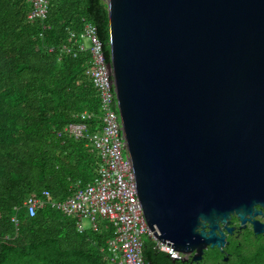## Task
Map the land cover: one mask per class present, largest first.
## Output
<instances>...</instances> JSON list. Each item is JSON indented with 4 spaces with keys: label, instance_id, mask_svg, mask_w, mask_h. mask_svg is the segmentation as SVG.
Masks as SVG:
<instances>
[{
    "label": "water",
    "instance_id": "95a60500",
    "mask_svg": "<svg viewBox=\"0 0 264 264\" xmlns=\"http://www.w3.org/2000/svg\"><path fill=\"white\" fill-rule=\"evenodd\" d=\"M104 1L138 199L186 263L264 209V0Z\"/></svg>",
    "mask_w": 264,
    "mask_h": 264
},
{
    "label": "trees",
    "instance_id": "16d2710c",
    "mask_svg": "<svg viewBox=\"0 0 264 264\" xmlns=\"http://www.w3.org/2000/svg\"><path fill=\"white\" fill-rule=\"evenodd\" d=\"M29 0H0V264H116L108 252L114 227L80 232L78 220L46 208L34 218L25 202L49 192L64 201L91 183L102 161L88 136L100 133L101 100L87 72L91 55L64 47L70 31L97 28L109 62V15L104 0H50L44 24L31 22ZM93 114L85 137L66 127ZM16 217L17 223L12 219ZM144 240L147 264L173 263Z\"/></svg>",
    "mask_w": 264,
    "mask_h": 264
},
{
    "label": "built area",
    "instance_id": "2783aa9c",
    "mask_svg": "<svg viewBox=\"0 0 264 264\" xmlns=\"http://www.w3.org/2000/svg\"><path fill=\"white\" fill-rule=\"evenodd\" d=\"M31 22L44 24L50 11V0H29ZM69 42L75 46L64 47L68 54L77 52L91 55V68L87 74L101 100L102 131L88 136L99 154L102 164L96 177L88 185L78 189L64 201L53 200L49 192L30 197L25 202L28 215L34 218L46 208L61 212L78 220L80 232L86 231L84 221L91 223V230L99 231V221L110 223L115 229L114 238L108 242V252L116 264H147L143 255L144 240L149 238L155 249L172 260H181L173 248L160 242L151 232L138 199L135 175L130 159L126 158L127 144L118 110L111 60H106L104 45L98 37L97 28L86 24L82 32L70 31ZM89 42V44L87 43ZM77 51V52H75ZM93 114H79L77 122L69 124L65 132L76 140L83 139L88 131V121ZM17 223L16 217L12 219Z\"/></svg>",
    "mask_w": 264,
    "mask_h": 264
},
{
    "label": "flooded vegetation",
    "instance_id": "af4514ba",
    "mask_svg": "<svg viewBox=\"0 0 264 264\" xmlns=\"http://www.w3.org/2000/svg\"><path fill=\"white\" fill-rule=\"evenodd\" d=\"M253 210L262 214L246 215L245 223L232 214L227 223H219L216 236L223 238L220 245L190 246L186 263L182 264H264V209L255 205ZM207 226L199 227L197 232L208 233Z\"/></svg>",
    "mask_w": 264,
    "mask_h": 264
},
{
    "label": "rangeland",
    "instance_id": "374dc122",
    "mask_svg": "<svg viewBox=\"0 0 264 264\" xmlns=\"http://www.w3.org/2000/svg\"><path fill=\"white\" fill-rule=\"evenodd\" d=\"M89 44V42H87ZM126 158H127V154H125ZM84 227L86 228V230H89L91 228V223L89 221H84L83 222Z\"/></svg>",
    "mask_w": 264,
    "mask_h": 264
}]
</instances>
